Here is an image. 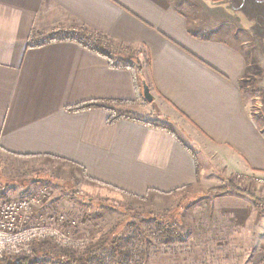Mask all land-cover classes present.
<instances>
[{
  "label": "crops",
  "instance_id": "crops-1",
  "mask_svg": "<svg viewBox=\"0 0 264 264\" xmlns=\"http://www.w3.org/2000/svg\"><path fill=\"white\" fill-rule=\"evenodd\" d=\"M223 1L212 28L174 0H0V155L56 160L137 197L264 173V0ZM56 27L133 48L145 65L72 39L30 43ZM93 103L106 107L82 108ZM216 197L239 224L251 216L250 199Z\"/></svg>",
  "mask_w": 264,
  "mask_h": 264
},
{
  "label": "rangeland",
  "instance_id": "rangeland-1",
  "mask_svg": "<svg viewBox=\"0 0 264 264\" xmlns=\"http://www.w3.org/2000/svg\"><path fill=\"white\" fill-rule=\"evenodd\" d=\"M174 1L183 8L193 4L195 9L203 10L205 20L200 25L204 27L213 28L225 21L222 3L217 0H203L204 4L202 0ZM229 2L223 1L227 6ZM87 30L56 27L47 33L34 31L30 43L65 36L93 48L98 46L99 50L112 49L114 61L119 58L125 65L138 66L139 71L145 65L136 58L135 49ZM256 88L249 90L256 95ZM146 106L144 103L141 108ZM256 113L264 118L263 112ZM262 175L227 179L213 174L212 180L201 179L170 195L147 193L137 197L94 186L56 160H15L7 154L0 155V191L19 197L48 188L51 203L48 208L37 209L36 217L52 223L54 228L60 225L70 236L64 242H38L30 262L39 264H264V184L258 180ZM231 181L236 186L241 182V193L231 190ZM221 194L250 199L253 208L249 219L239 224L234 212L216 209V196ZM70 223L75 224L72 227ZM114 237H119L121 248L111 245ZM61 253H74L80 259L62 260Z\"/></svg>",
  "mask_w": 264,
  "mask_h": 264
},
{
  "label": "built area",
  "instance_id": "built-area-1",
  "mask_svg": "<svg viewBox=\"0 0 264 264\" xmlns=\"http://www.w3.org/2000/svg\"><path fill=\"white\" fill-rule=\"evenodd\" d=\"M264 184V175L258 177ZM48 188H38L35 193L27 196H8L0 192V257L21 258L33 253L38 242L56 239L64 242L69 234L36 217V212L48 208L51 201ZM63 221V220H62ZM75 223H70L73 227Z\"/></svg>",
  "mask_w": 264,
  "mask_h": 264
},
{
  "label": "trees",
  "instance_id": "trees-1",
  "mask_svg": "<svg viewBox=\"0 0 264 264\" xmlns=\"http://www.w3.org/2000/svg\"><path fill=\"white\" fill-rule=\"evenodd\" d=\"M73 37H75L74 35H73ZM63 38H66L65 36L64 37H62V38H52L51 40H55V39H63ZM94 48H96V49H98L99 50V48H98V46L97 47H94ZM99 51H101V53L102 54H104V55H106V56H108L110 59H112L113 58V54H111V51H112V49H109L108 48V51H105V50H99ZM118 60L120 61V59L118 58ZM101 103H93V104H86V105H84L82 108H90V107H93V106H102L103 104H101ZM103 107H106L105 105H103ZM108 109H109V107H107ZM259 120H261V118H259ZM231 184H233L232 185V188H231V190L232 191H234V192H237V193H241L242 191H240V187L237 185H234V181H231ZM239 187V188H238ZM253 197V196H252ZM254 198V197H253ZM107 242V240H105V241H102V243L101 244H105ZM103 244V245H104ZM111 245H114V246H119L120 248H121V243H120V240H119V237L117 238V237H114L113 239H112V243H111ZM59 258H61L62 260H63V258L65 259V260H76V261H79V256H77L76 254H74V253H61V256L59 257ZM0 264H39V261L38 262H34V263H31L30 262V255L29 256H26V258H24V259H20V260H15V259H12V258H8V257H3V258H1L0 257Z\"/></svg>",
  "mask_w": 264,
  "mask_h": 264
},
{
  "label": "water",
  "instance_id": "water-1",
  "mask_svg": "<svg viewBox=\"0 0 264 264\" xmlns=\"http://www.w3.org/2000/svg\"><path fill=\"white\" fill-rule=\"evenodd\" d=\"M143 84H144V96L148 101L150 102L153 101L154 97L151 95L149 84H147L146 81H143Z\"/></svg>",
  "mask_w": 264,
  "mask_h": 264
}]
</instances>
